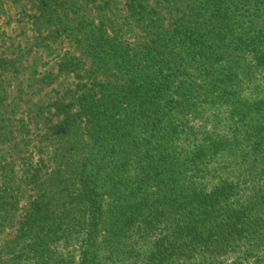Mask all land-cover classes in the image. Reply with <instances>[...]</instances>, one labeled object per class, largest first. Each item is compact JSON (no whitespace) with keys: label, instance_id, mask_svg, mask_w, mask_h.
Masks as SVG:
<instances>
[{"label":"trees","instance_id":"16d2710c","mask_svg":"<svg viewBox=\"0 0 264 264\" xmlns=\"http://www.w3.org/2000/svg\"><path fill=\"white\" fill-rule=\"evenodd\" d=\"M125 8L121 23L134 42L120 41L121 29L102 21L91 32L112 46L123 82L97 100L82 90L78 124L68 104L55 107L67 113L56 133L80 125L83 142L115 140L112 166L85 162L78 172L75 264L123 260L148 246L139 264H211L202 256L210 248L249 238L264 245V0H125ZM93 74L100 87L116 83ZM133 131L142 135L134 149L141 147V179L152 190L141 202L125 195L123 165L114 163ZM106 170L109 201L100 196ZM32 216L31 224H42Z\"/></svg>","mask_w":264,"mask_h":264},{"label":"rangeland","instance_id":"374dc122","mask_svg":"<svg viewBox=\"0 0 264 264\" xmlns=\"http://www.w3.org/2000/svg\"><path fill=\"white\" fill-rule=\"evenodd\" d=\"M99 5L106 12L101 16L94 10ZM125 10V0H0V264L77 261L82 238L78 172L85 162L90 166L100 160L109 163L115 140L104 135L83 142L80 125L68 134L56 133V124L67 113L55 107L60 101L77 114L82 90L93 92L97 100L123 82L126 76L119 75L122 81L115 78L120 59L112 56V46L97 42L91 32L102 21L115 26L113 30L121 29L120 41L134 42L121 23ZM88 14L93 15L94 26ZM95 72L106 80L114 77L116 83L106 81L100 87L94 81ZM77 118L78 124L81 119ZM141 136L133 131L122 138L118 148L123 152L114 161L123 165L122 189L134 202L152 193L141 179V147L134 149ZM109 177L106 170L107 183L100 191L105 201L114 196ZM36 208H41L40 213ZM34 214L43 219L41 225L28 221ZM251 242V238L234 241L225 248H210L202 256L211 264H264V245ZM149 249H136L139 255H130L134 258L125 255L123 260L104 263L139 264L136 260H146Z\"/></svg>","mask_w":264,"mask_h":264}]
</instances>
